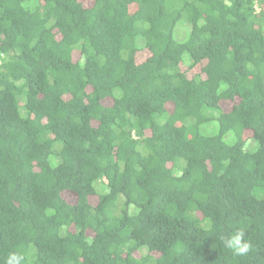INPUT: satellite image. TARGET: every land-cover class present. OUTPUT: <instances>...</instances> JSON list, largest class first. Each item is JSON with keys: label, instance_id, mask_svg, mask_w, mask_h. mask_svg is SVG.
<instances>
[{"label": "trees", "instance_id": "trees-1", "mask_svg": "<svg viewBox=\"0 0 264 264\" xmlns=\"http://www.w3.org/2000/svg\"><path fill=\"white\" fill-rule=\"evenodd\" d=\"M243 228L244 256L221 236ZM264 264V0H0V264Z\"/></svg>", "mask_w": 264, "mask_h": 264}, {"label": "clouds", "instance_id": "clouds-1", "mask_svg": "<svg viewBox=\"0 0 264 264\" xmlns=\"http://www.w3.org/2000/svg\"><path fill=\"white\" fill-rule=\"evenodd\" d=\"M220 240L225 248L237 256L247 255L253 247L251 241L246 238V232L243 228L236 229L230 236H221ZM4 264H25V254L19 250L10 251Z\"/></svg>", "mask_w": 264, "mask_h": 264}]
</instances>
